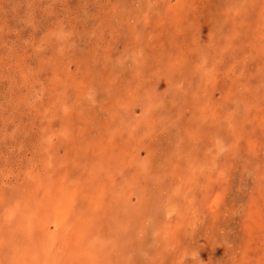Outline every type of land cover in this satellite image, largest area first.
Instances as JSON below:
<instances>
[{
    "label": "rangeland",
    "instance_id": "374dc122",
    "mask_svg": "<svg viewBox=\"0 0 264 264\" xmlns=\"http://www.w3.org/2000/svg\"><path fill=\"white\" fill-rule=\"evenodd\" d=\"M0 264H264V0H0Z\"/></svg>",
    "mask_w": 264,
    "mask_h": 264
}]
</instances>
